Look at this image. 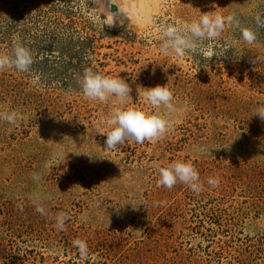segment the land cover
Returning a JSON list of instances; mask_svg holds the SVG:
<instances>
[{
    "label": "rangeland",
    "instance_id": "1",
    "mask_svg": "<svg viewBox=\"0 0 264 264\" xmlns=\"http://www.w3.org/2000/svg\"><path fill=\"white\" fill-rule=\"evenodd\" d=\"M210 11L235 13L256 41L226 24L204 43L211 58L161 51L164 26ZM258 14L264 0H0V54L21 43L33 57L26 72L0 70V112L16 115L0 120V264H264V121L252 115L264 107ZM85 70L119 74L129 106L147 111L165 110H153L143 88L166 85L173 129L106 148L115 97L86 98ZM53 156L64 162L46 167ZM177 160L197 168L201 192L157 186L158 168Z\"/></svg>",
    "mask_w": 264,
    "mask_h": 264
},
{
    "label": "clouds",
    "instance_id": "2",
    "mask_svg": "<svg viewBox=\"0 0 264 264\" xmlns=\"http://www.w3.org/2000/svg\"><path fill=\"white\" fill-rule=\"evenodd\" d=\"M254 19L258 27L264 28V15L258 14ZM112 23L113 20L105 24L111 25ZM226 24L238 28L243 41L247 44H252L256 41V31L250 27L243 26L235 13L225 16L220 12L210 11L186 26L183 24H168L164 26L161 29V51L165 54L172 53L177 57H184L188 53H199L211 58L215 53L205 47L204 43L219 36ZM32 63L33 57L30 49L21 43L13 45L11 54H0V70L11 67L18 71L26 72L30 69ZM78 83L84 96L89 100L107 103L111 97H115L113 109L103 121L107 126V130L101 133L106 135V148H115L124 144L128 139H132L136 143H143L145 140H158L173 129L169 114L174 110L172 103L174 95L166 85H157L149 88L138 87L137 89L138 96L141 95L139 89H144L143 98L153 110L161 108L165 110L156 112L129 106L132 88L119 74L115 77H109L93 70H85ZM252 115L264 121V107L258 108ZM0 120L14 124L16 115L13 112H0ZM62 162L64 160L53 156L46 163V167H58ZM158 172V187L171 189L179 182L187 185L195 193L203 190L199 172L190 161L177 160L167 166L159 167ZM207 184L216 187L218 180L210 177L207 179ZM135 207L133 205V210H135ZM36 210L41 214H45L44 208L39 205L36 206ZM54 219L55 226L59 230H63L67 219L66 214L58 213ZM73 245L79 249L82 255L87 254L88 246L85 241L77 239L73 241Z\"/></svg>",
    "mask_w": 264,
    "mask_h": 264
}]
</instances>
